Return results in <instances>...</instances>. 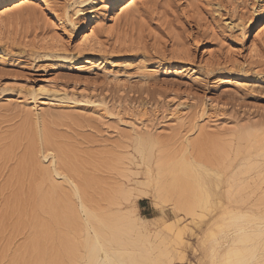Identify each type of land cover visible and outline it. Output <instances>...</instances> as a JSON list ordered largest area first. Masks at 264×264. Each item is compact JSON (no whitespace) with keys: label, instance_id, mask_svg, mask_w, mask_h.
Segmentation results:
<instances>
[{"label":"rangeland","instance_id":"obj_1","mask_svg":"<svg viewBox=\"0 0 264 264\" xmlns=\"http://www.w3.org/2000/svg\"><path fill=\"white\" fill-rule=\"evenodd\" d=\"M108 1L37 0L0 18V264H70L63 227L39 204L44 189L27 154L34 139L24 131H36L32 105L49 97L37 127L55 134L78 179L91 180V206L156 218L167 242L172 233L161 224L180 217V249L191 262L215 246L208 234L216 224L230 227L233 216L264 207V156L256 158L260 172L242 176L251 188L228 181L245 158L264 152V29L256 33L264 0H152L113 22ZM143 135L154 141L148 162L135 146ZM32 144L31 157L46 165ZM162 152L210 164L222 176L221 200L195 217L171 213V202L153 198Z\"/></svg>","mask_w":264,"mask_h":264},{"label":"bare ground","instance_id":"obj_2","mask_svg":"<svg viewBox=\"0 0 264 264\" xmlns=\"http://www.w3.org/2000/svg\"><path fill=\"white\" fill-rule=\"evenodd\" d=\"M34 1L37 0H5L2 3L7 4L0 6V18L21 14L24 10H27ZM149 1L152 0H109L103 3L107 6L108 11H112L113 14L109 17V22H113L118 15L135 7L138 3ZM96 7H98V5ZM96 10L98 9L93 8L90 11L95 12ZM257 13L260 18H263V24L259 26L260 29L256 32L258 34L264 29L263 4L260 5ZM89 41V39L85 40V42ZM51 93H53L52 90L42 91L45 97H49ZM33 96L35 95L32 94V97ZM50 103L51 100L49 97L38 101L36 105H32L33 111L30 113V116L32 114L35 118L36 131L33 133V131L24 128L26 137L29 136L30 139H34V142L31 141V144L29 143L27 154L30 158L28 159L27 157V159L33 166H31V169H33V172L40 179L41 186L44 189L42 192L43 195L38 199L41 208L49 209L55 223L64 229V231L60 230L61 235L59 237V243L65 251V255L68 258L67 261H69L70 264H196V261L191 262L188 260L184 252L180 249V247L184 245L182 238L184 227L179 225L181 221L180 217H177L172 222L161 224L160 227L163 226L162 228L164 231L172 233V237L169 238L167 242L161 230H157L156 228L158 224L156 218H141L137 220L135 216L133 217L128 211L111 213L105 208L101 207V209H99L93 207L94 205L91 206L89 194H87L88 192L86 191V186L89 184L90 187L91 180L89 181V179L84 178L85 175L82 176L84 179H78L79 177L77 178L75 174L76 166L68 163L66 157L67 152L62 147L63 145L52 141V137L55 134H51L52 132L48 130L44 131L41 128L38 129L39 126L37 127V122H41V118L47 115L44 113L42 114L43 111L41 112L40 109L48 106ZM29 112L30 111H28L26 115L28 117ZM28 131L33 133V138L31 133L28 134ZM141 136H137L135 139L136 150L142 156V160L144 159V161L148 162L151 159L150 149L154 141L151 137ZM238 137L239 139L245 140V142L249 139L246 133H241ZM213 139L211 140L213 141ZM28 141L30 140L28 139ZM35 141H38L37 153L44 161L47 160L46 165L40 160V162L35 159L33 160V157H31V153H34V145L32 143H35ZM254 142L259 143L257 140ZM191 144L193 145V142ZM185 145L187 149L191 147L189 143ZM197 145L198 144H196V146ZM254 146L257 145H252L251 147ZM183 150L184 149H182V151ZM168 155L170 154L162 152L158 157L157 181L155 186H153V198L162 203L171 202L172 206L170 211L175 215L181 212L192 217L197 216V208L206 209L207 204L209 206L210 202L220 199L222 194H219V190L222 184V176L211 166L210 168L208 166L210 164L206 165L200 160L198 161L191 157L186 158L184 154L176 159ZM261 156H264V152L245 158L244 163L242 162L243 164H240L241 166L239 165L240 167H237L236 171L232 172L230 177H228L230 184L237 185L241 189H244L246 186L250 187L251 183L245 182L242 176L250 172H260L262 163L256 160V158ZM204 157L207 159L208 156ZM213 164L214 162L212 166ZM35 178L36 177H34V179ZM261 183L257 188H260ZM226 193L229 194V191L227 190ZM262 194H264V192ZM91 195L90 193V196ZM90 199L92 200V197ZM58 207L61 210H58ZM232 212L236 213L234 210H232ZM244 213L245 215L239 214L233 216L234 219H232L233 222L232 224L230 223V227L215 225L218 231L209 232L208 234V238L215 243H213L215 246L209 247L210 249L207 248L209 251L205 253L203 259H199L198 264H205V260H208L210 264H264V207L261 208L257 206L254 210L249 208ZM230 214L231 212L228 213V215ZM66 230L71 231L74 235L71 238L66 236L64 233ZM211 253L212 255H210ZM63 257L65 256L63 255ZM175 259H179L180 263H175Z\"/></svg>","mask_w":264,"mask_h":264}]
</instances>
